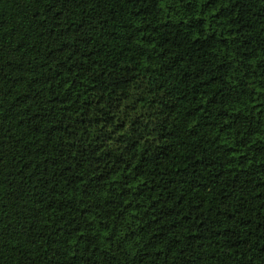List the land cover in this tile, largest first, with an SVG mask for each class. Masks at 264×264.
<instances>
[{"label": "trees", "instance_id": "16d2710c", "mask_svg": "<svg viewBox=\"0 0 264 264\" xmlns=\"http://www.w3.org/2000/svg\"><path fill=\"white\" fill-rule=\"evenodd\" d=\"M0 264H264V0H0Z\"/></svg>", "mask_w": 264, "mask_h": 264}]
</instances>
